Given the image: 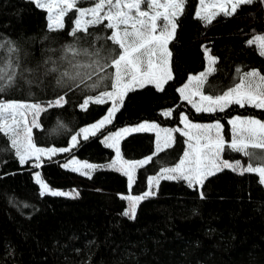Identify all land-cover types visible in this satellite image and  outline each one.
<instances>
[{
  "label": "trees",
  "instance_id": "1",
  "mask_svg": "<svg viewBox=\"0 0 264 264\" xmlns=\"http://www.w3.org/2000/svg\"><path fill=\"white\" fill-rule=\"evenodd\" d=\"M86 5L87 1L79 6ZM198 6V0H187L184 14L177 20L175 37L169 43L173 79L164 91L147 85L129 92L112 122L95 136L80 138L70 152L45 158L35 168L31 162L19 164L10 142L0 134V264H264V186L256 175L219 172L205 181L204 199L185 181L162 179L154 189L155 196L140 202L133 220L122 215L128 202L121 197L148 191L150 177L180 161L186 139L175 132L173 145L157 153L153 132L125 136L120 142L124 160L152 156L149 163L137 168L131 187L122 172L110 167L116 151L103 142L107 134L143 121L178 127L183 113L194 122L218 120L228 142L231 118L264 121V109L231 105L224 112L197 113L180 96L178 89L189 77L206 70L205 47L218 58L217 71L203 89L205 94L220 95L239 82L237 68L241 73L258 70L264 74V56L247 43L257 34L264 35V5L244 6L231 18L221 15L208 26L195 18ZM68 23L66 17L63 32H49L45 10L28 0H0V39L15 41L21 59L30 66L50 55L47 49L71 39L66 35ZM89 31L106 35L109 30L101 25ZM28 91L27 85H20L0 94V100L46 103L64 94L48 78L32 84L34 95L29 96ZM96 94L68 91L66 105L42 113L41 128L33 129L36 145L68 147L81 128L105 116L110 102L90 104L87 110L79 107L87 95ZM164 109H172V115L165 116ZM72 157L98 166L91 178L63 167ZM223 158L245 165L249 162L227 149ZM36 171L51 188L79 195L74 199L41 195Z\"/></svg>",
  "mask_w": 264,
  "mask_h": 264
},
{
  "label": "snow or ice",
  "instance_id": "2",
  "mask_svg": "<svg viewBox=\"0 0 264 264\" xmlns=\"http://www.w3.org/2000/svg\"><path fill=\"white\" fill-rule=\"evenodd\" d=\"M84 2L28 0V3L46 11L49 32H63L66 28L65 18L68 17L66 35L71 37L58 47L47 49L51 54L34 65L30 66L26 59H21L20 48L15 41L11 38L0 39V94L27 85L28 95L32 96V84L43 82L45 78L50 83L54 80L64 92L46 103L0 100V134L10 142V149L14 150L21 165L34 159V167L40 168L43 157L51 159L57 153L71 151L68 147H38L33 139V129L41 128V114L50 108L66 105L68 91L80 89L82 92H98L82 100L79 105L82 110H87L90 104L111 102V107L102 119L81 128L71 137L74 148L79 143L78 137L88 140L112 122L129 92L147 85L162 92L173 79L169 43L175 37L177 20L184 14L187 0H87L89 6L80 7ZM198 3L195 18L208 26L221 15L231 18L244 6H252L254 3L264 5V0H198ZM69 13L73 15L69 16ZM101 25L109 30L106 35L89 31ZM52 39L57 40L59 37ZM247 43L255 45L259 54L264 56V35H255ZM204 51L207 58L206 71L190 76L188 82L178 89L180 96L197 113L224 112L231 105L264 109V74L258 70L241 73V69L237 68L239 82L220 95L205 94L203 89L209 77L217 71L215 65L218 58L211 55L207 47ZM208 86L211 89V85ZM164 115L171 116L172 113L169 111ZM180 120L184 125L182 129H161L155 123H141L105 137V144L116 150V160L110 167L127 177L129 187L135 178L136 169L149 163L152 156L139 161L123 160L120 149L123 137L137 132L155 131L157 153L173 145L174 132L187 137V151H184L178 164L165 167L158 176L150 177L147 181L149 190L142 195L121 197L128 202L122 215L129 219L136 218L140 202L155 196L154 189H158L162 179L185 181L189 188L198 190L201 199L205 198V181L224 170L241 176L254 174L258 177V183L264 186V121L253 117H233L228 121L231 126V140L228 142L223 134L224 125L218 120L207 124L193 123L187 115L181 116ZM226 149L242 154L249 162L245 165L240 160L233 162L224 159ZM63 167L91 178V171L98 166L72 159ZM35 182L41 189V195L68 196L73 199L79 195L52 189L39 172L35 173Z\"/></svg>",
  "mask_w": 264,
  "mask_h": 264
},
{
  "label": "rangeland",
  "instance_id": "3",
  "mask_svg": "<svg viewBox=\"0 0 264 264\" xmlns=\"http://www.w3.org/2000/svg\"><path fill=\"white\" fill-rule=\"evenodd\" d=\"M85 1H87V0H85ZM87 6H89V4L88 5H86V6H84V7H87ZM199 7V6H198ZM257 35H261V34H257ZM206 69H207V67H206ZM206 71V70H205ZM191 76H193V75H191ZM188 82V81H187ZM186 82V83H187ZM185 83V84H186ZM184 84V85H185ZM183 85V86H184ZM182 86V87H183ZM181 88V87H180ZM183 99V98H182ZM196 99H199V97H196ZM184 100V99H183ZM186 101V100H185ZM111 103V102H110ZM110 107H111V105H110ZM171 112L172 113V109H164L163 111H162V113L164 114L165 112ZM183 115H186L185 113H183L181 116H183ZM103 118V117H102ZM101 118V119H102ZM232 119V118H231ZM100 120V119H99ZM98 120V121H99ZM190 120V119H189ZM98 121H96V122H94V123H97ZM190 121H192V120H190ZM261 121H263V120H261ZM193 123H201V122H194V121H192ZM141 123H155V124H157V125H159V127L161 128V129H176V128H183L184 127V125L181 123V121H180V126H178V127H175V128H170V127H165V126H161L160 124H158V123H156V122H153V121H143V122H141ZM141 123H138V124H134V125H127V126H124V127H122V128H119L118 130H116V131H114V132H111V133H109V134H107L106 136H108V135H111V134H113V133H115V132H117V131H120L121 129H123V128H128V127H136V126H138V125H140ZM208 123V122H207ZM207 123H201V124H207ZM210 123H214V122H210ZM93 124V123H92ZM92 124H89V125H87V126H84V127H89V126H91ZM106 126V125H105ZM83 127V128H84ZM149 132H153L154 134H155V136H156V132L155 131H149ZM161 135H163V133H161ZM173 135L175 136V132L173 133ZM106 136H104V138H103V142H104V140H105V137ZM80 138H82V136H80V137H78V141H79V139ZM124 138V137H123ZM122 138V139H123ZM121 139V140H122ZM185 139H186V141H187V137H185ZM121 142V141H120ZM105 143V142H104ZM68 148H72V141H70V145L68 146ZM115 149V148H114ZM116 151V150H115ZM185 151H187V142H186V150ZM58 154V153H57ZM45 158H47L48 159V157H43L42 158V160L43 159H45ZM182 158H183V156H182ZM181 158V159H182ZM72 159H76V160H78V161H80L82 164L83 163H89V164H91L90 162H88V161H84V160H79L78 158H76V157H72V158H70L66 163H68L70 160H72ZM146 159V158H145ZM124 160V159H123ZM142 160H144V159H142ZM127 161H139V160H127ZM33 165H34V159H33V161H30ZM179 163V162H178ZM177 163V164H178ZM65 164V163H64ZM63 164V165H64ZM175 166V165H174ZM174 166H172V167H174ZM137 170V169H136ZM81 171H88V170H86V169H81ZM36 172H39V171H36ZM35 172V173H36ZM40 173V172H39ZM80 173V172H79ZM135 173H136V171H135ZM91 174H92V171H91ZM160 174V172L157 174V175H154V176H158ZM34 176H35V174H34ZM53 189V188H52ZM54 190H59V191H64V190H61V189H54ZM64 192H71V191H68V190H66V191H64ZM71 193H73V192H71ZM74 194V193H73ZM129 195H132V194H129ZM128 196V195H127ZM134 196V195H133Z\"/></svg>",
  "mask_w": 264,
  "mask_h": 264
},
{
  "label": "bare ground",
  "instance_id": "4",
  "mask_svg": "<svg viewBox=\"0 0 264 264\" xmlns=\"http://www.w3.org/2000/svg\"><path fill=\"white\" fill-rule=\"evenodd\" d=\"M230 118V117H229ZM166 126V125H165ZM227 141V140H226Z\"/></svg>",
  "mask_w": 264,
  "mask_h": 264
}]
</instances>
